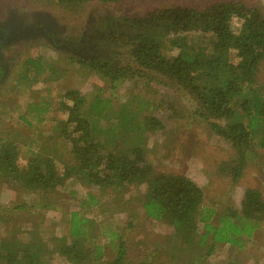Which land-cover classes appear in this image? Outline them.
<instances>
[{"label": "rangeland", "instance_id": "1", "mask_svg": "<svg viewBox=\"0 0 264 264\" xmlns=\"http://www.w3.org/2000/svg\"><path fill=\"white\" fill-rule=\"evenodd\" d=\"M214 1L221 0H124L91 3L74 12L49 0H0V16L7 10H44L56 19L63 37L78 39L92 14L100 23L106 16H141L164 7H198ZM243 1L264 12V0ZM98 27L105 30V25ZM115 33L112 30L110 39L99 42L105 54L93 62L54 48L44 40L12 46L11 71L0 86V137L13 141L23 160L36 156L52 158L58 166L69 163L70 146L58 128L59 120L66 115L59 102L66 90L76 89L86 100L82 113L92 123L95 137L107 147L115 143L128 151L140 145L155 172L190 177L204 192L203 206L212 211L213 226L218 225L223 212L241 211L247 188L259 190L264 201V146L260 140L255 138V151L234 182L223 169L224 163L236 156L232 146L209 130L184 93L168 82L160 83L156 76L154 80L139 76L142 71L138 72L129 46ZM171 41L170 36L163 38V54L177 53ZM190 43L197 48V40ZM98 64L124 66L129 73L134 71V76L112 83L93 68ZM256 80L264 89V61ZM96 98L106 102L101 113L89 108ZM146 117L158 119L161 128L143 129ZM14 191L12 203L25 207L14 209L4 228H0V241L6 242L0 245L3 254L7 242L16 239L38 251L41 264H74L61 254L60 248L72 240L69 220L76 212L87 220L83 240L91 250L89 259L82 264H109L116 255L119 237L125 244L127 264H264V220L251 235H241L235 244L215 243L214 251L205 257L204 248L201 251L194 245L180 243L171 225L145 217L141 206L144 184L101 187L71 177L48 195V210L40 205L39 195L23 189ZM204 231L203 223L198 222V235ZM211 243L208 235L206 245ZM1 261L7 264L3 258Z\"/></svg>", "mask_w": 264, "mask_h": 264}, {"label": "trees", "instance_id": "2", "mask_svg": "<svg viewBox=\"0 0 264 264\" xmlns=\"http://www.w3.org/2000/svg\"><path fill=\"white\" fill-rule=\"evenodd\" d=\"M118 1L124 0H49L74 12L91 3ZM118 16L113 18L115 36L129 46L138 72L142 71L139 76L148 80L156 76L160 83L168 82L184 93L209 130L235 150L236 156L224 163L223 169L236 182L255 151V138L264 146V89L256 80L259 65L264 61V12L243 0H221L198 7H164L141 16ZM167 36L177 49L174 55L161 52L162 40ZM192 40H197V48L191 45ZM93 68L112 83L134 76V71L129 73L124 66L98 64ZM85 102L84 95L76 89L66 90L59 102L66 115L59 120L58 128L70 146L69 163L58 166L52 158L36 156L23 160L14 142L0 137V180L13 189L39 195L40 205L46 209L48 195L71 177L101 187L114 183L127 187L144 184L141 206L145 217L171 225L180 243L194 245L201 251L204 248L205 257L214 251L215 243L235 244L241 235H251L264 220L260 191L247 188L241 211L223 212L218 225L213 226L212 211L203 206L204 192L196 182L180 173L155 172L140 145L130 151L115 143L105 146L95 137L92 123L82 113ZM104 103L96 98L89 108L101 113ZM161 126L153 117L142 122V128L150 131ZM24 207L18 204L12 209ZM10 217L12 214L7 216ZM86 221L76 212L71 214L72 240L60 248L61 254L74 264H82L91 253L83 240ZM198 222L203 223L205 230L200 235ZM208 235L212 239L210 245H206ZM4 244L5 240L0 241V245ZM7 244L4 254L0 251V264L1 258L7 264H41L39 252L29 243L14 239ZM125 253L124 241L119 237L116 255L109 264H127Z\"/></svg>", "mask_w": 264, "mask_h": 264}, {"label": "flooded vegetation", "instance_id": "3", "mask_svg": "<svg viewBox=\"0 0 264 264\" xmlns=\"http://www.w3.org/2000/svg\"><path fill=\"white\" fill-rule=\"evenodd\" d=\"M103 25H105L104 31L98 27ZM114 25L115 21L109 19L108 16L102 17L99 23V20L92 14L88 17L78 39H68L63 37V31L56 19L44 10L27 11L26 13L7 10L0 16V86L11 71L14 51L9 49L12 46L21 42L28 45L44 40L54 48L66 50L83 61L93 62L105 54L99 42L111 38Z\"/></svg>", "mask_w": 264, "mask_h": 264}, {"label": "crops", "instance_id": "4", "mask_svg": "<svg viewBox=\"0 0 264 264\" xmlns=\"http://www.w3.org/2000/svg\"><path fill=\"white\" fill-rule=\"evenodd\" d=\"M14 192L15 191L13 188H10L8 185L6 186L5 182L0 180V228H4V226L6 225V220L9 219L7 218V216L9 214H14L12 212V207L15 206V204L12 202H14V199L16 197L13 196Z\"/></svg>", "mask_w": 264, "mask_h": 264}]
</instances>
